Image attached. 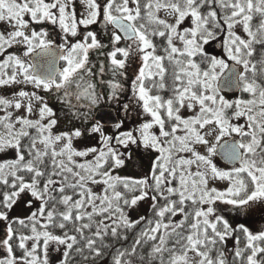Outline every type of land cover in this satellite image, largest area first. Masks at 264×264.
<instances>
[{"label":"snow or ice","instance_id":"6c2138e0","mask_svg":"<svg viewBox=\"0 0 264 264\" xmlns=\"http://www.w3.org/2000/svg\"><path fill=\"white\" fill-rule=\"evenodd\" d=\"M73 2L0 0V22L6 26L0 32V52L13 45H23V57L35 54L36 61L8 54L0 60V86L28 83L37 89L62 91V98L70 107L72 97L84 101L82 106L88 109L84 115L90 117L102 100L119 103L124 91L122 80L127 79L129 66L139 60L131 85L133 99L152 119L140 126L139 137L131 131L117 137L105 135L103 125L97 121L91 131L100 133L105 148L76 151L72 140L82 135L79 129L53 135L51 130L57 120L41 123L45 117L55 115L43 97L25 91L15 94L19 97L15 100L0 96V105L6 109H20L22 101L27 99L28 114L33 112V99L42 104L39 120L29 119L27 115L12 120L11 112L0 117V150L17 149L15 160L0 163V183L13 189L5 192L0 201L4 208L0 210V220L9 219L7 210L21 193L29 192L41 201V207L28 217L31 235L21 233L17 238V246L22 250L20 256L13 250L16 230L12 223L23 228L25 220L8 224L7 238L0 241L8 255L0 259V264H48L49 242L57 245L56 250L64 246L61 264H72L73 255L95 264L108 247L104 244L106 238L127 240L120 229L135 228L145 219L130 220L123 206H135L149 196L148 189L155 192L151 196L153 201L159 196L165 203L153 204L154 209L158 208L156 219L147 221V227L141 230L130 249L116 250L112 264H134L132 257L137 254V246L149 241L152 244L148 264L152 260H159V264H228L222 246L233 236L237 245L233 264L237 261L264 264V230L253 233L244 224L233 228L215 207L218 201L238 210L256 202L264 203V0H80L85 7L80 19ZM161 11L164 18L159 15ZM100 18L106 28L108 25L113 28L109 50L104 51L108 46L101 43L95 31L86 30L75 43L68 41V35L79 34L80 26L87 29ZM186 18L191 19V27L181 30ZM44 21L59 25L66 34L63 44L54 48L47 31L31 27L32 22ZM237 26L247 38L235 31ZM225 31L226 55L217 57L207 53L205 45ZM156 37L163 41L159 45L160 54L154 42ZM122 40L126 42L124 46H120ZM90 50H96L109 62L111 79H102L105 61L98 62V72L93 70ZM45 57L64 61V67L53 71V62H47V67L38 62L37 58ZM97 76L101 79H96ZM226 87L238 89L250 98L225 99L222 92ZM165 90L172 93L167 98L159 94ZM123 108L128 110L129 104H123ZM184 108L194 114L182 116ZM241 119L243 123H233ZM154 125L159 127L158 136L149 131ZM115 127L118 129L120 123ZM31 128L37 130V136H30ZM178 132L183 134L177 135ZM25 137L29 143L22 146ZM113 139L125 146L140 139L146 148L160 153L152 168L154 184H149L148 177L132 180L113 177L103 170L109 159L111 166L124 163L111 146ZM61 141L65 143L57 150L56 144ZM37 144L43 147L38 148ZM197 145L205 146L207 154L198 151ZM177 152L191 156L177 157ZM89 153L98 154L93 161L84 163L74 159L87 157ZM217 155L233 166L227 170L217 167L213 161ZM22 172L30 174V180L19 174ZM174 180H178L176 187L171 186ZM217 180L227 181V187L224 190L209 187L210 181ZM90 183H103L106 186L103 194L94 193L88 187ZM118 184L129 192L138 189L140 194L128 199L117 190ZM31 203L28 201L29 206ZM58 204L63 211L57 210ZM178 214L183 218L173 220ZM37 217L46 221L40 225L42 230L37 229L40 223ZM50 226L60 229L62 234L49 231ZM238 233H243V247L239 246ZM41 240L43 259L37 255ZM28 241H32L30 248ZM85 250L89 255H84ZM141 261L143 264V257Z\"/></svg>","mask_w":264,"mask_h":264},{"label":"rangeland","instance_id":"374dc122","mask_svg":"<svg viewBox=\"0 0 264 264\" xmlns=\"http://www.w3.org/2000/svg\"><path fill=\"white\" fill-rule=\"evenodd\" d=\"M73 6L75 7L76 15L78 17H81L80 13H82L83 8L85 9L84 5H82L80 2L77 3L74 1ZM159 15L161 16V18L165 17V13L163 11H161L159 13ZM25 19H29V17L26 16ZM169 19H171V18H169ZM44 23L50 25V22H48V21H44ZM185 27H191V19L190 18L185 19V21L181 25V30ZM5 28H6V26L2 22H0V32L5 31ZM51 28L55 31H58V29H60L58 24L51 26ZM35 29H37V31H40V30L47 31L48 36H49V34L51 35V33H52L48 29H46L44 26H41V25ZM235 31L239 35L244 36L246 38V34L243 32V30L240 26H237ZM64 38H65V34L63 33V35L61 36L63 43L65 42ZM176 43L178 46H180L178 41ZM219 44H222V46H218ZM14 48H15L16 55H20L22 58L28 60V57H23V52L25 50L23 45H13L11 48H7L6 50H4L5 53L3 52L2 54L3 55L8 54V50H9V54L12 53V52H14ZM207 48L211 54H214L217 57H224L226 55L224 48H223V41L220 39L216 38L215 40L210 41L209 44L205 45V49H207ZM89 53L92 54V56H98L99 55L96 50H90ZM64 64H65V62H64ZM139 64H140V62H139ZM63 67H64V65H63ZM20 79H22V77H18V80H20ZM20 91H25L28 93L35 92L38 96L43 97L44 102H46L48 104V106L53 109V112L55 113V115L53 117H45L41 121L42 124H47L50 119H56L57 123H56V125L53 126L54 129L57 130L59 128L58 130L61 133H64V132L72 133V132H70V130L72 128H74V126H75V120L77 118V114L72 113L73 110L68 108L69 104L67 102L64 103V100L62 98L63 97L62 91H59V92L56 90L46 91L42 88L37 89L32 84H28V83H14V84L7 85V86H0V96H3L5 98L11 99V100L19 99V97L15 94L19 93ZM225 92L226 93L223 94L225 99L233 100V99L239 98L238 95L233 97L232 94H230V92H228V91H225ZM27 103H28V100L24 99L22 101V107L20 109L10 107L9 111H7V112L12 113V120H15L16 117H18V116H24V115H27L28 118L32 119V120H39L40 119L39 108L42 106L41 102L36 101L35 99L32 100L33 112L31 114H28L26 112L25 105H27ZM71 103L75 104V103H78V101H76V99L74 97H72ZM80 103H84V101H80ZM101 105H102V102L100 103L99 106H101ZM137 106H136L135 102H132L131 108L129 109L128 113L124 117L125 119H123L124 120L123 124H125V126H127V130L122 131L123 128H121L120 129L121 131L118 130V132L122 133V132L131 131V130H137L138 136H140V132H139L140 126L145 122L151 121V119H152L151 116L149 114L145 113L139 104ZM83 109H85V107ZM96 109H97V107L94 108L92 110V112H94V110H96ZM122 111L124 113L126 112L125 110H122ZM92 112H91V114H92ZM180 114L184 117H188V116L193 115L194 113L192 111L188 110L187 108H184L181 110ZM4 115L5 114H3V116ZM86 120L88 122L87 126L90 127L86 132L87 135L89 137H91V139H94L97 143H99L101 140L100 133H94L91 131V128L94 125L93 117H87ZM233 123H237V122L234 120ZM16 128H19L18 124L16 125ZM104 129L105 128L103 127V132H105ZM61 130H63V131H61ZM113 131L116 132L117 128L114 129ZM149 131L151 133L156 134L157 136L159 135V127L156 125H154ZM182 134H183L182 132L177 133V135H182ZM80 137H74L72 140L73 149L76 151H82L81 148L84 147L86 144V138H83L82 139L83 141L81 140L82 142L77 140ZM63 143H65V141H61V142L57 143L56 147H58L60 149V147L63 145ZM87 144H89V143H87ZM80 145H81V148L79 147ZM142 147H145V146L142 145ZM196 147H197V150L200 151L202 154H207L205 146L197 145ZM8 148L9 147H5L3 150H0V158L3 157L2 153H4V152L7 153L9 151ZM134 152H136L137 155L140 154L137 151H134ZM144 154H148V152H144ZM176 156L177 157L183 156V157L187 158V157L191 156V153L177 152ZM0 160H2V159H0ZM213 161H214V163H216L217 167H219L221 169H226V170L229 169L228 166L222 164L216 158V156L213 157ZM127 165L131 166V168L125 169V167H121V168L117 169L118 176L124 178L125 171H128L129 173H133L134 177H136L138 179H143L146 176L149 177V174L151 173L150 167H146V166L145 167H137V166H135V164H132L130 161H128ZM191 170L193 172H195L196 171L195 166H192ZM88 187L92 188V191L94 193L101 195V193H100L101 190H104V188L106 186L103 183H99V184H91L90 183L88 185ZM209 187H216L219 190H224L227 187V182L221 181V180H217L215 182L210 181ZM22 201H24V204H22ZM28 201L32 202L30 206L28 204ZM97 203H99V201H97ZM143 204L146 205L145 202H143ZM14 206L15 207H14L13 211H15V213L8 214L9 219L7 221L2 220L3 225L1 227V232H0V241L7 238V236H6L7 226L12 220H14V219H16V220L17 219H23V220L28 219V217H30L33 212H36L37 209L39 207H41V201L37 200L35 197H32L29 192H24V193L20 194L19 198L17 199V204ZM139 207H140V204H139ZM215 207L217 208L219 214L223 215L224 218L229 221V223L233 221V223H235L237 225L238 224H244L253 233H257V232L263 230L262 226H264V203L256 202V203L251 204L250 206H248L244 209L238 210V209L234 208L232 205H228V204H225L223 202L218 201L217 204L215 205ZM133 209H134V213L137 214V211L140 208H137V204H136L133 207ZM88 211H91L90 207L88 208ZM138 212H139L138 214L142 213V211H138ZM37 219L40 221V223H38V225H41V224L46 222L45 219L42 217H37ZM2 222L0 221V224H2ZM40 228H38V230ZM27 243H28V247L30 248L32 245V241H28ZM56 249H57V245L54 242H49L48 264H59L61 262V260L63 259L62 253L64 251V246L61 245V246H59V250H56ZM38 250H40L39 253H41V254H39V255L41 256V259H43V257H44L43 241H41V247L38 248ZM7 255H8V253H7L6 247L2 243H0V259H4L5 257H7Z\"/></svg>","mask_w":264,"mask_h":264},{"label":"trees","instance_id":"16d2710c","mask_svg":"<svg viewBox=\"0 0 264 264\" xmlns=\"http://www.w3.org/2000/svg\"><path fill=\"white\" fill-rule=\"evenodd\" d=\"M74 1L77 2V3L80 2V0H74ZM255 22L256 21L254 19V23ZM226 36H227V33L225 31V32H222L219 35H217L216 38L223 41L226 38ZM154 42L157 43V45H158V54H160L159 53V45H161L163 43V41L159 37H156L154 39ZM257 48H259V45H257ZM205 51L207 53H209L210 55H214V54H211L208 51V48L205 49ZM3 52H0V60L5 59L7 57V55L9 54V50H8V54H6V55H3L2 54ZM10 54H16L15 48H14V52H12ZM168 82H169V85H170V79H169ZM153 94H155V90H154ZM159 94H161L162 96H164L165 98H167L172 93H171L170 90H165V91L160 92ZM236 95L237 94L232 95V96L234 97ZM238 96H239V98H243V99L250 98L248 96V94L242 93V92L240 93V95L238 94ZM236 99H238V98H236ZM233 100H235V99H233ZM133 101L136 103V106H137L138 103L136 102V100L133 99ZM64 103H65V101H64ZM128 104L131 107V103L129 102ZM71 105L72 106L71 107L69 106L68 108H70V109L73 110L72 113H74V114L76 113L77 114V118L75 120V126L73 125L74 128H72L70 130V132H73L75 129H79L82 132V135L77 140L78 141H81L83 138H86V144H85V146L81 148V145H80L79 147L82 149V151H84L86 149H89V148H96L98 150L99 149H104L105 148V145H104L102 139L100 140L99 143H97L94 139H91V137H89L87 135L86 132L90 128V127L87 126V124H88L87 120L89 118L86 120V118H82L81 119L78 116V113H80L79 111H81V106H80L81 104H80V102L75 103V104L72 103ZM9 109L10 108H7L6 109L4 106L0 105V117H3V114L6 115L7 111H9ZM230 114H231V111H229V115ZM93 115L94 114L92 112V114H91L90 117H93ZM236 122L237 123H243L244 121H243V119H241V120L236 121ZM94 124H95V122H94ZM121 128H123L122 131H126L127 130V126H125V124L122 123L120 125L119 129H117L116 132L113 131L114 129H116V127L105 128L104 129L105 130L104 134L105 135H108V136L117 137V136L120 135L119 134L120 132H118V130H120ZM58 129L56 130V129L52 128V130H51L52 131V134L53 135L60 134L61 132ZM28 131L30 133V136H37L38 135L37 130L35 128L28 129ZM61 131H63V130H61ZM131 132L133 133V136L139 137L138 136V133H137V130H131ZM141 142L142 141H140V139H137V142L135 144L129 142L125 146V145H122V144L117 143L116 139H113L112 142H111V146L116 150V152H118L120 154V158L124 160V163L122 165H120V166H111L112 165V161H111V159H109L108 164H105L104 165V169L103 170H107V171L110 172V174L113 177H117L118 176L117 169H119L121 167H125V169L131 168V166L127 165L128 161H130L132 164H135V166H137V167H145V166L146 167H150L151 168V173L149 174V177L148 176H146V177H148V179H149V184H154V181L151 178L152 168H153V164H154L155 160L157 159L158 156H160V153L158 151H156L155 149L142 147L143 144ZM21 143H22V146H27V144L29 143V139L27 137H25V138L22 139ZM87 143H89V144H87ZM37 147L38 148H42L43 146L40 145V144H37ZM56 149L59 150L58 147H56ZM8 150L9 151L7 153H5V152L2 153L3 157L0 158V159H2V160H0V163H4L6 161H12V160H15L16 159V157H17V149L14 148V147H9ZM134 151H137L140 154L137 155V153L134 152ZM144 152H148V154H144ZM97 154L98 153H89V155L87 157H74V159L78 163H84L85 161H93L95 155H97ZM19 174L25 175V179L26 180H30V178H31L30 174L23 173V172L22 173H19ZM124 174H125L124 178L127 177V178H131L132 180H140V179L134 177L133 173H129L128 171H125ZM118 177H120V176H118ZM97 179H99V177H97ZM11 180H12V178L9 177L10 183H11ZM171 186H173V187L178 186V180L172 181ZM117 190L120 191V192H122L125 195V197L128 198V199H131L133 195H139L140 194L138 189L135 192H129L127 189H125L123 187L122 184H118L117 185ZM148 190H149V196H147L143 200H140V201L137 202V208H140L138 211H142L141 214H138L139 213L138 211H137V214L134 213V209H133L134 206L129 207V206H123L122 205L123 208H124V212L126 213V215L128 216V218L130 220H139L141 217H144L145 219L142 220L141 223L138 226H136L135 228L128 229L126 231L124 229H120L121 234L122 235H126L128 237L127 240H124L122 238L121 239H115V238H112L110 236L108 238H106L105 241H104V244L107 245L108 247L105 250L104 256L102 258L97 259L95 261V264H112V259H113V256L116 253V250L117 249L123 250V249H126V248L127 249H130L131 246L134 243V240L137 238V236L139 235V233L141 232V230L147 227V221L148 220H154V219H156V211L158 210V208H155L154 209L153 208V204H157V206H160V205H163L165 203V201L161 197H159V196H157V200L156 201H153L151 199V196L152 195H155V192L152 189H148ZM11 191H13V189L11 187L5 186L2 183H0V201L3 200V194L5 192H11ZM103 192H104V190H101V192H100L101 195L103 194ZM69 194H71L70 193V190H69ZM172 198L173 199H177L178 197H172ZM143 202H145L146 205L143 204ZM16 204H17V202L14 205H16ZM22 204H24V201H22ZM139 204H140V207H139ZM14 205L12 206L11 209H8L7 210L8 214L15 213V211H13L14 210V207H15ZM0 210H4L2 204H0ZM57 210L58 211H63L64 209H63V207L61 205L58 204L57 205ZM182 218H183V216L181 214H178L176 217H173L172 219L175 220V221H178V220H180ZM97 219H100V217H97ZM15 220L16 219H14L12 221H15ZM166 220H167V217H166ZM0 221L2 222V220H0ZM230 224L232 225L233 228H236L237 227V224L233 223V221L230 222ZM2 225H3V222H2V224H0V232H1ZM25 225H26V227L21 228L17 223H12L13 229L16 230L14 239L12 241V243H13V250H14V253L17 256H20L22 254V250L19 249L18 246H17L18 245V239H17L18 236L21 233H23L25 235H31V222L28 219L25 220ZM37 226H38L37 229L40 228V225L37 224ZM262 228L264 230V226H262ZM39 230H41V228ZM48 230L49 231H53L54 234H62L61 233V230L58 229V228H55L54 229V228H52L50 226ZM88 234L90 235V233H88ZM238 235H240V245L239 246L240 247H243V244H244V236H243V233H238ZM151 244H152V242L149 241L148 243L143 244V246H137V254H136L135 257H132L134 264H142L141 257L144 258L143 264H148V261L150 259L149 258V253L151 252ZM236 246L237 245H236V241H235L234 236L227 238L226 239V242L222 246V250L225 251V253H226V256H227V259H228V264H233V256H234V251L233 250L235 249ZM217 247H221V246L220 245H217ZM37 251H38L37 252L38 255L41 254V253H39L40 250H37ZM213 254H215V253H213ZM84 255L85 256L89 255V253L87 252V250H85ZM166 258H167V254L165 255V259ZM59 264H61V262ZM72 264H91V262L84 260L83 259V256L73 255V257H72ZM151 264H159V260H152ZM237 264H239L238 261H237Z\"/></svg>","mask_w":264,"mask_h":264},{"label":"flooded vegetation","instance_id":"af4514ba","mask_svg":"<svg viewBox=\"0 0 264 264\" xmlns=\"http://www.w3.org/2000/svg\"><path fill=\"white\" fill-rule=\"evenodd\" d=\"M86 30L87 31H95L97 33V38L101 41V43L108 46V48H105L104 51L109 50V48L111 47V45H109L110 33L113 30L111 25H108L106 28L104 25L103 19L100 18V19H98V21L95 24L88 26L87 29H85L84 26H80L79 34L77 35V40L82 38V34ZM62 35H63V32H61L60 29L58 31L52 30V33H51V35L49 34L48 39L51 40L53 43L58 42L59 44H61V42H62L61 36ZM73 42H75V39H73ZM125 43L126 42L122 40L120 46H124ZM89 60H90L91 64L93 65V70L98 72V62L105 61V58L102 55L92 56V54L89 53ZM105 65H106V70H105V73H104L102 79L108 80V79L112 78L111 73L108 70L109 62L105 61ZM138 68H139L138 60H136L134 63H132L129 66L127 73H126L127 79L122 80V83L124 85V91L120 94L119 103L105 102L104 100H102L103 106H112V104H115L117 106L116 109L118 111V115H119L120 119H122L121 120L122 123H124L123 119H125L124 117L126 116L129 109L131 108L129 106L128 110H125L126 111L125 113L122 111V110H124L123 104H126V103L128 104L129 102L132 104L133 92H132V86L131 85H132V80L134 79V75L138 71ZM96 79H101V77L97 76ZM103 90L106 91L105 89H103ZM79 115H80V117L85 116L84 113H80Z\"/></svg>","mask_w":264,"mask_h":264},{"label":"water","instance_id":"95a60500","mask_svg":"<svg viewBox=\"0 0 264 264\" xmlns=\"http://www.w3.org/2000/svg\"><path fill=\"white\" fill-rule=\"evenodd\" d=\"M57 46H59V45H57V44L53 45L54 48H56ZM34 57H35V54H33V56L29 58V60L32 61V62H36L33 59ZM37 59H38L39 63L45 64L46 67H47V62H49V61L53 62V67H52L53 71H55L56 69H61L60 68V61L61 60H59L56 57H51V58L45 57V58H42V59H40V58H37ZM225 75H227V72L225 73ZM223 91H228V92L234 93V92H237L239 90L235 89V88L229 89V88L226 87V88H224ZM94 120H95V122L99 121L105 127H112V126H115L117 123H120V119L118 117V114H117L115 108H113V107H102V108L97 109L95 111V114H94ZM231 139H232V137L230 139H228V140H231ZM219 158L223 162H226V163L230 164L222 156H219Z\"/></svg>","mask_w":264,"mask_h":264}]
</instances>
